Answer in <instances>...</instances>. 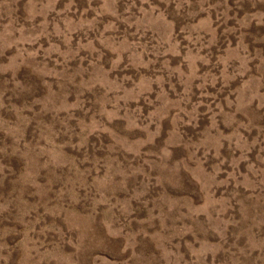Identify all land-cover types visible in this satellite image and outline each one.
Here are the masks:
<instances>
[{"label": "rangeland", "instance_id": "obj_1", "mask_svg": "<svg viewBox=\"0 0 264 264\" xmlns=\"http://www.w3.org/2000/svg\"><path fill=\"white\" fill-rule=\"evenodd\" d=\"M0 264H264V0H0Z\"/></svg>", "mask_w": 264, "mask_h": 264}]
</instances>
